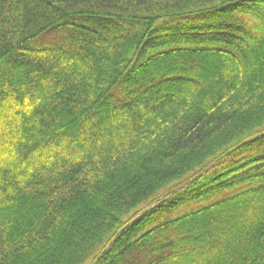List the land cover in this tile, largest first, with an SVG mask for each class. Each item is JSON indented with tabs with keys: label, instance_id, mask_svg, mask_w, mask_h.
I'll return each mask as SVG.
<instances>
[{
	"label": "trees",
	"instance_id": "16d2710c",
	"mask_svg": "<svg viewBox=\"0 0 264 264\" xmlns=\"http://www.w3.org/2000/svg\"><path fill=\"white\" fill-rule=\"evenodd\" d=\"M0 264H264V0H0Z\"/></svg>",
	"mask_w": 264,
	"mask_h": 264
}]
</instances>
